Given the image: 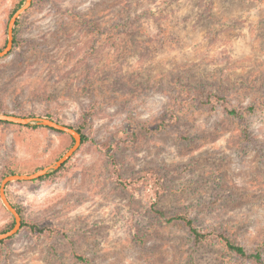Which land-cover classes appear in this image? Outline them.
<instances>
[{
  "label": "rangeland",
  "instance_id": "obj_1",
  "mask_svg": "<svg viewBox=\"0 0 264 264\" xmlns=\"http://www.w3.org/2000/svg\"><path fill=\"white\" fill-rule=\"evenodd\" d=\"M18 3L0 0V50ZM15 36L0 110L71 128L87 118V141L57 174L6 187L26 226L0 264H264V0H34ZM198 91L226 104L203 106ZM73 145L0 125V188ZM155 209L214 235L196 244ZM12 223L0 197V234Z\"/></svg>",
  "mask_w": 264,
  "mask_h": 264
},
{
  "label": "water",
  "instance_id": "obj_2",
  "mask_svg": "<svg viewBox=\"0 0 264 264\" xmlns=\"http://www.w3.org/2000/svg\"><path fill=\"white\" fill-rule=\"evenodd\" d=\"M32 3L33 0H25L24 4L11 17L8 26V40L5 48L0 51V60L5 59L11 54L14 47V30L17 25V22L21 18V16L32 7ZM0 122L10 123L20 126H28V125L43 126L61 133L68 134L74 140V145L65 153L63 157H61L55 163L31 174H15V175L7 176L3 179L0 188V197L5 208L13 216L14 227L10 231L0 234V242H1L16 236L21 231L22 223H23L22 215L15 208V206L9 201L6 195V187L14 182H34L43 177L48 176L52 172L58 171L77 153V151L82 146L83 140H82V135L77 130L67 125L58 123L49 118L21 117L13 114L0 113Z\"/></svg>",
  "mask_w": 264,
  "mask_h": 264
},
{
  "label": "trees",
  "instance_id": "obj_3",
  "mask_svg": "<svg viewBox=\"0 0 264 264\" xmlns=\"http://www.w3.org/2000/svg\"><path fill=\"white\" fill-rule=\"evenodd\" d=\"M25 0H19V3L18 5L12 10V13L11 15L13 16V14L24 4ZM34 5V0H33V3H32V7ZM31 7V8H32ZM19 23V20L17 22V25ZM16 25V26H17ZM7 43V42H6ZM17 44V41H16V36H15V30H14V47H13V50L15 48ZM6 46V44H5ZM4 46V48H5ZM3 48V49H4ZM2 50V49H1ZM0 50V51H1ZM12 50V52H13ZM11 52V54H12ZM10 54V55H11ZM9 55V56H10ZM226 94H223V95H220V94H215V93H211L209 92L207 95H201L198 91V93H196V97H194V100H197L199 101L203 106H211L212 108L215 107L216 104H226ZM2 109V108H1ZM247 110L249 112H253L255 110V107L254 105L253 106H250L247 108ZM0 113H4V114H13V115H16V116H21V117H29V116H25L23 114H19V113H11V112H8L7 110H0ZM226 113L229 117H233V118H239L240 117V111H238L236 108H228L226 107ZM46 118H49V119H52L54 120L52 117L50 116H46ZM84 123H83V126L82 127H79V128H73L75 130H77L81 135H82V140H83V144L86 143L87 141V138L86 136L84 135V127L85 125L87 124V121L88 119L85 118L84 119ZM58 123H60L59 121L57 120H54ZM0 125H15V124H10V123H5V122H0ZM20 126V125H18ZM22 128H27V129H32V130H38V129H42V128H47V127H43V126H38V125H33V126H20ZM50 129V128H49ZM53 130V129H51ZM55 131V130H54ZM58 132V131H57ZM61 133V132H60ZM74 141V140H73ZM111 160L114 162L115 158L114 157H110ZM71 160V159H70ZM69 160V161H70ZM68 161V162H69ZM67 162V163H68ZM66 163V164H67ZM66 164L63 165V167L61 169H59L58 171L56 172H52L51 174H49L48 176L46 177H43L41 178L40 180L44 179V178H47V177H50L52 175H55L57 174L58 172H60L65 166ZM17 174L16 172H10L9 174H6V176L8 175H15ZM5 176V177H6ZM130 184V183H129ZM126 186L128 184H125ZM19 213L22 215V211L21 209L15 207ZM155 212L156 214H158L162 219H164L167 223H181L183 224L189 231V233L191 234V236L193 237L194 241L196 244H201V243H204L208 240V238H210V236H213L214 234L212 233H203L201 231H199L197 229V227L195 226V223L194 221L192 220V218L188 215V214H179V215H175L173 217H167L166 213L164 211H161V210H157L155 209ZM23 219V217H22ZM26 226V224L24 223V219H23V223H22V229ZM14 227V219H13V223L9 229V231ZM21 229V230H22ZM31 229L35 232H42L43 229H38L36 226H31ZM8 232V231H6ZM216 233V232H215ZM223 244H225V247L228 251L232 252L235 256L241 258V259H250V260H254V262L256 263H262V256H261V252H259L258 250L256 251V253H253V254H248L247 251L245 250V248L237 243H234L233 241H231L224 233H218L215 235ZM13 238V237H12ZM11 239V238H10ZM4 243V241H1L0 244ZM78 260L82 263H88V260L83 258V257H78Z\"/></svg>",
  "mask_w": 264,
  "mask_h": 264
}]
</instances>
